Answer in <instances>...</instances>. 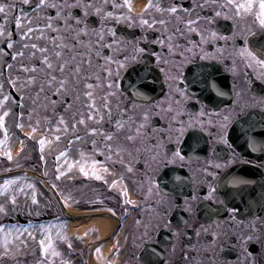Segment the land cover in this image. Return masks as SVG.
<instances>
[{"label": "flooded vegetation", "instance_id": "flooded-vegetation-1", "mask_svg": "<svg viewBox=\"0 0 264 264\" xmlns=\"http://www.w3.org/2000/svg\"><path fill=\"white\" fill-rule=\"evenodd\" d=\"M130 2L129 18L123 0H12L0 33V151L12 154L0 155V193L11 177L22 191L15 205L0 196V264H44L48 235L54 264H264V66L241 51L264 59L259 17L215 16L214 0ZM173 4L188 11L160 10ZM65 12L82 23L66 25ZM197 15V31L177 18ZM206 17L239 35L213 40Z\"/></svg>", "mask_w": 264, "mask_h": 264}, {"label": "snow or ice", "instance_id": "snow-or-ice-1", "mask_svg": "<svg viewBox=\"0 0 264 264\" xmlns=\"http://www.w3.org/2000/svg\"><path fill=\"white\" fill-rule=\"evenodd\" d=\"M25 3L28 2V0H24ZM215 3H218L219 5V11H215L214 15L215 16H221V15H228L229 13H231L230 18H234V19H243L246 18L249 15L252 16H258L259 20H258V24H259V30L261 32H264V0H259L258 2V7H259V11L256 12L255 11V5H254V0H214ZM60 7L58 5L55 4H47V0H39V3L36 4V8H43V7ZM113 6L115 7V4H113ZM64 8H68L69 6L67 4L63 5ZM123 7H126L128 13H129V18L132 14V4L130 2V0H123ZM147 8H152L153 4L150 2L148 5H146ZM157 7H159L157 5ZM16 10V5L14 3H12V0H9L8 3L2 2V0H0V33H3L5 31V24H7L9 17H8V12H15ZM162 12H169L172 14H175L179 11H185L187 12V9H183V7L181 5L178 4H173L170 5L168 8L164 9L161 8L160 9ZM96 11L99 13L100 9L97 8ZM60 13H57V16H59ZM106 15L108 16H113L114 13L113 12H107ZM121 17H123L124 13L121 12L120 13ZM69 18L76 24V25H80L82 23V21L76 17H73L71 15L70 12H65V24L68 25L69 23ZM178 19H180L181 23H184L186 25L189 26V31H197V28L194 27V25L197 24L198 21L201 20V17L199 15L196 16L195 20L191 19V18H180L177 17ZM25 19L27 20L28 18L25 17ZM204 20L206 21L205 23V28L210 30V37L215 40V39H224V40H230L232 39L234 36L239 35L238 33H233L232 36H221L219 32L215 31V30H211L210 29V25L212 22V18H204ZM157 21L152 20V23H156ZM14 23L17 27H19L22 23V20L19 16H15L14 17ZM142 24L147 25L149 23V20H145L142 19L141 20ZM159 23L164 24L165 21L161 20L159 21ZM37 27H39V25H37ZM44 27L48 28L50 27V24H45ZM76 29H73V31H75ZM81 31H83L84 29H80ZM33 29L31 27H27V30L25 32H23L22 34L27 36L29 33H32ZM114 35V32H113ZM254 35V34H253ZM9 38L11 37V33H8ZM205 40V37L202 35L201 36V43H203ZM246 45H247V40H246ZM11 46V45H9ZM33 48L36 47V45H32ZM172 45H169V48H171ZM261 48L264 49V44L261 45ZM41 51H45L44 49H41ZM142 51V50H141ZM243 54L247 55L250 59H253L256 61V63H258L261 66H264V59H260L259 56L257 55L256 52L250 51L247 46H245L244 49L241 50ZM55 56L60 57L61 56V52L58 51H54L53 53ZM260 55H264V52H261ZM45 62L48 63V56L44 57ZM57 63L59 64V68L60 71L63 72L64 70V66L66 63H68L67 61H57ZM117 68L119 69L120 62L117 61ZM52 65L50 63H48V67H51ZM73 71H78V67L76 69H73ZM135 71V70H133ZM109 74H111V69H109ZM117 74H119V72H117ZM63 86V85H61ZM114 86V82L112 80L109 81V87ZM88 88H91L92 85H87ZM177 93L180 96H183V92L180 89H177ZM85 95L87 97H89L90 99L92 98V93L91 92H86ZM4 100H7L8 97L4 96L3 97ZM3 101H0V103H2ZM105 107H107V105H105ZM4 115H7V113H5ZM224 119H227V117H225ZM5 124V120H4V116H0V126H3ZM253 129V125L251 122H246L245 124L241 125V132L244 135L246 140H251L254 138H250L248 136V133L250 130ZM183 127L181 128V133H183ZM260 132H264V126H261L258 129ZM33 131H35V129H33ZM92 132H95L96 129H91ZM4 132L7 133V128H4ZM32 133H29L28 135H31ZM78 139V138H77ZM221 139H223L224 143H228L227 139L225 137H222ZM5 143L4 140H0V145H3ZM41 145H43L45 143L44 139L42 138L40 140ZM0 155L6 156L8 159H12V154L11 151H0ZM174 158L175 157H179L180 159H183V156L181 155L180 149L177 148L175 153L173 154ZM81 171H83V169H81ZM85 175H88L87 172H85ZM101 178L102 177H98ZM20 178L19 177H11L8 179H4L3 180V185L2 188L4 189V191L2 193H0V196H2V198L5 200L6 203L10 202L12 205L16 204L17 201V196L19 195V192L22 191V189H18L16 187H13L14 185V181H18ZM115 183V182H114ZM228 183H247V181H242L236 177H233L232 180L228 181ZM29 187H32L31 185H29ZM215 190L210 186L209 187V196H211L213 194ZM262 196H264V192L261 193ZM33 201L35 202V197L33 196ZM7 209L5 208L4 204H0V212L6 211ZM6 226L5 225H0V231H3L4 228ZM30 227H33L30 225ZM37 228H39L42 233L44 231V226L43 225H37L35 226ZM16 235H20L19 232L16 233ZM30 236H33L34 238V233L29 232ZM8 234L6 233L3 239V244L4 247L7 248L8 247ZM39 246L44 250L45 252V261L44 264H54V261H52L49 256H48V250L50 247H52L51 244V236L48 235L46 238H41L39 241ZM97 251L99 252V249H97ZM5 255L7 254L6 252L4 253ZM52 256H57L60 255L58 252L55 251V249L53 248V251L51 253ZM147 258V257H146Z\"/></svg>", "mask_w": 264, "mask_h": 264}, {"label": "rangeland", "instance_id": "rangeland-1", "mask_svg": "<svg viewBox=\"0 0 264 264\" xmlns=\"http://www.w3.org/2000/svg\"><path fill=\"white\" fill-rule=\"evenodd\" d=\"M14 135V138L15 139H17V138H21V140H20V142H17V145H18V147H17V149L20 151L21 149H25V150H27V144L24 142V140L22 139V137H23V135H24V133H19V132H17V133H15V134H13Z\"/></svg>", "mask_w": 264, "mask_h": 264}]
</instances>
